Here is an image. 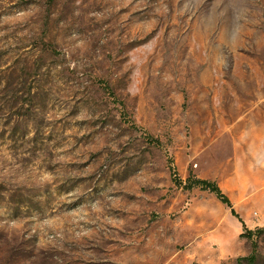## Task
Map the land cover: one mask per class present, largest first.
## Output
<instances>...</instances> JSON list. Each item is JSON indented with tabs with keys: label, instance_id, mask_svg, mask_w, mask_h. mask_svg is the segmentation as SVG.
<instances>
[{
	"label": "rangeland",
	"instance_id": "374dc122",
	"mask_svg": "<svg viewBox=\"0 0 264 264\" xmlns=\"http://www.w3.org/2000/svg\"><path fill=\"white\" fill-rule=\"evenodd\" d=\"M0 264H264V0H0Z\"/></svg>",
	"mask_w": 264,
	"mask_h": 264
},
{
	"label": "trees",
	"instance_id": "16d2710c",
	"mask_svg": "<svg viewBox=\"0 0 264 264\" xmlns=\"http://www.w3.org/2000/svg\"><path fill=\"white\" fill-rule=\"evenodd\" d=\"M176 180L179 183H182V182H180V180L178 178H176ZM195 187H201L203 190H208V191L214 193L219 200H221L224 204H226L229 207V209L231 210L232 215L237 217L240 220V222H242L243 227H244V231H243V233H241V237H247V238H249V239H251L253 241L254 253L251 255V258H254L256 250H257V243H256L257 241L255 242L256 232L253 231V230H249L246 227L245 221L240 216V214L237 212V210L235 209V207L233 205L232 200L223 191L221 186L216 181H212V180H209V179L198 178V177L193 178V177L190 176L188 178L187 183L185 184V188L191 190V189H193Z\"/></svg>",
	"mask_w": 264,
	"mask_h": 264
},
{
	"label": "crops",
	"instance_id": "0c3cea01",
	"mask_svg": "<svg viewBox=\"0 0 264 264\" xmlns=\"http://www.w3.org/2000/svg\"><path fill=\"white\" fill-rule=\"evenodd\" d=\"M231 199V198H230ZM232 214V213H231ZM234 216V215H233ZM235 217V216H234ZM235 218H237V217H235ZM237 220L239 221V223L242 225V227H243V224H242V222H240V220L237 218ZM241 233H243V232H241ZM241 233H240V235H241Z\"/></svg>",
	"mask_w": 264,
	"mask_h": 264
}]
</instances>
